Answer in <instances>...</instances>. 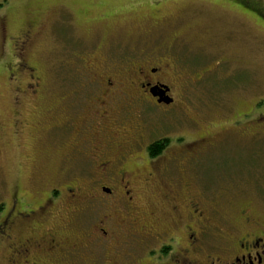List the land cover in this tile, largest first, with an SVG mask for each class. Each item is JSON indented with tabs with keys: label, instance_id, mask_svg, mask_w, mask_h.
<instances>
[{
	"label": "flooded vegetation",
	"instance_id": "1",
	"mask_svg": "<svg viewBox=\"0 0 264 264\" xmlns=\"http://www.w3.org/2000/svg\"><path fill=\"white\" fill-rule=\"evenodd\" d=\"M153 10L149 17L161 18ZM48 14L49 7L31 14L29 29L13 40L16 57L31 48ZM89 14L80 16L91 20ZM108 49L92 45L80 59L84 87L61 95L67 109L52 136L61 132L71 140L50 178L70 177L32 191L15 185L0 204V264H264V216L251 204L221 214L211 198L218 193H203L215 189L211 180L204 172L187 174L212 144L211 126L187 141L160 134L151 123L155 114L182 122L174 91L178 83L187 86L180 66L168 54L136 47L114 66ZM24 63L18 65L32 83L12 95L16 102L27 95L33 111L40 87L34 68ZM14 123L17 136L35 131L20 119ZM231 126L248 128L247 122ZM74 152L82 154L80 166L67 167Z\"/></svg>",
	"mask_w": 264,
	"mask_h": 264
},
{
	"label": "rangeland",
	"instance_id": "2",
	"mask_svg": "<svg viewBox=\"0 0 264 264\" xmlns=\"http://www.w3.org/2000/svg\"><path fill=\"white\" fill-rule=\"evenodd\" d=\"M247 1L250 8L242 0H0V204L15 185L32 191L70 177L50 178L71 140L61 132L52 136V128L67 109L62 93L84 87L80 59L100 44L103 52L105 45L109 48L105 55L114 66L133 47L160 51L176 61L187 80L185 89L174 86L182 122L157 114L150 122L160 134L182 135L187 141L209 131V124L212 144L200 150L188 176L204 172L211 180L215 189L203 193H218L210 197L218 199L221 214L251 204L264 216V122L254 121L264 118V18L257 13L264 11L255 7L261 5L257 0ZM38 7H49L47 24L26 56L19 53L38 78L32 111L27 95L18 102L12 95L16 88L26 92L32 83L12 44L29 29ZM152 10L161 18L151 19ZM86 12L95 20L82 19ZM111 15L112 21H106ZM196 76L201 80L196 82ZM241 111L249 113L235 118ZM17 119L35 125V131L17 136ZM233 121L247 122L248 128L232 127ZM79 157L70 153L73 161L66 166H80Z\"/></svg>",
	"mask_w": 264,
	"mask_h": 264
},
{
	"label": "trees",
	"instance_id": "3",
	"mask_svg": "<svg viewBox=\"0 0 264 264\" xmlns=\"http://www.w3.org/2000/svg\"><path fill=\"white\" fill-rule=\"evenodd\" d=\"M257 1L260 2L261 5H260V6H255V5H254V6H255L256 8L259 7L258 9H260L261 11H264V2L261 1V0H257ZM242 3H243V4L246 3L245 6L248 7V8H250L247 0H242ZM258 9H257V10H258ZM255 12H256V11H255ZM257 13H258V15H261L262 18H264V14H262L261 12H258V11H257ZM20 59H21V58H20ZM21 60H22V59H21ZM18 62H20V61L18 60Z\"/></svg>",
	"mask_w": 264,
	"mask_h": 264
},
{
	"label": "water",
	"instance_id": "4",
	"mask_svg": "<svg viewBox=\"0 0 264 264\" xmlns=\"http://www.w3.org/2000/svg\"><path fill=\"white\" fill-rule=\"evenodd\" d=\"M162 101H163L164 103H166V104L170 103V100H167V99H166V100L163 99Z\"/></svg>",
	"mask_w": 264,
	"mask_h": 264
}]
</instances>
